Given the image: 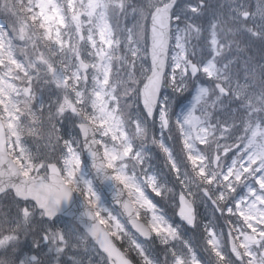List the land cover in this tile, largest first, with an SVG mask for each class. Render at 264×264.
Instances as JSON below:
<instances>
[{"label": "snow or ice", "instance_id": "snow-or-ice-1", "mask_svg": "<svg viewBox=\"0 0 264 264\" xmlns=\"http://www.w3.org/2000/svg\"><path fill=\"white\" fill-rule=\"evenodd\" d=\"M0 264H264V0H0Z\"/></svg>", "mask_w": 264, "mask_h": 264}, {"label": "rangeland", "instance_id": "rangeland-1", "mask_svg": "<svg viewBox=\"0 0 264 264\" xmlns=\"http://www.w3.org/2000/svg\"><path fill=\"white\" fill-rule=\"evenodd\" d=\"M185 103H187V101H185ZM154 162L156 164H161L159 160H157V158H154ZM200 210L205 213L206 215H211V209L210 208H204L203 206H200ZM193 239H195V237H193Z\"/></svg>", "mask_w": 264, "mask_h": 264}]
</instances>
